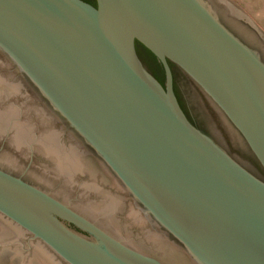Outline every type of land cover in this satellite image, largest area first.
Here are the masks:
<instances>
[{"label": "water", "instance_id": "water-1", "mask_svg": "<svg viewBox=\"0 0 264 264\" xmlns=\"http://www.w3.org/2000/svg\"><path fill=\"white\" fill-rule=\"evenodd\" d=\"M253 29L259 37L217 0H0V50L196 264H264V38ZM137 42L163 65L164 84ZM170 63L241 136L259 173L190 119ZM0 218L59 264H164L1 167Z\"/></svg>", "mask_w": 264, "mask_h": 264}, {"label": "rangeland", "instance_id": "rangeland-1", "mask_svg": "<svg viewBox=\"0 0 264 264\" xmlns=\"http://www.w3.org/2000/svg\"><path fill=\"white\" fill-rule=\"evenodd\" d=\"M217 1L257 37L259 36L253 27L264 38L262 6H248L249 0ZM178 91L182 95L180 86H178ZM197 99L207 116V121L201 123L209 131L218 132L229 152L259 173L258 166L250 156L235 146L229 132L214 119L199 94ZM184 106L193 118L197 119V115L186 103ZM40 125L41 128L35 134L33 130L35 124L32 121L21 120L15 123V128L10 134V141L23 145L20 149L22 157H27L31 152L34 154V168L31 171L35 178L34 182L55 193L61 199L77 204L79 209L85 211L119 239L140 251L157 257L164 264H196L180 246L149 226L129 196L102 163L82 155L71 140L59 137L57 127L48 120L41 121ZM18 126L25 127V133L19 132ZM26 132L29 133V137ZM34 136V144L29 148L27 143H31ZM49 147L54 148V152ZM5 153L11 158H17L8 150ZM62 154L65 158L70 156L76 160V166L69 173L61 172L58 168L57 161ZM0 264L59 263L40 244L29 240L25 233L0 218Z\"/></svg>", "mask_w": 264, "mask_h": 264}, {"label": "flooded vegetation", "instance_id": "flooded-vegetation-1", "mask_svg": "<svg viewBox=\"0 0 264 264\" xmlns=\"http://www.w3.org/2000/svg\"><path fill=\"white\" fill-rule=\"evenodd\" d=\"M92 3L94 4L95 0H92ZM136 50L145 66L162 84H164L165 71L161 62L139 42L136 43ZM170 68L176 96L190 119L196 125L209 132L201 123L206 120L207 116L202 111V107L198 102L197 97L199 94L209 108V111L213 114L214 119L229 132L235 146L250 156L253 162L259 166L244 140L227 123L199 86L175 64L170 63ZM178 86H180L182 95L179 94ZM185 103L192 112L197 115V119H194L191 113L186 110L184 106ZM21 120H26V122L32 121L35 124V126H33L35 134H37V130L41 128V121L48 120L52 125L57 127L59 137L71 140L76 145L78 152L101 163L75 132L64 125L61 117L50 108L46 100L31 82L15 66L9 57L0 50V167L26 181L34 182L35 178L31 172L34 168V154L31 152L27 157H22L20 155V149H22L23 145L19 142L10 141V134L15 128V123ZM17 129H20L19 132L21 131V133H25L26 131L25 127L21 128L18 126ZM26 135L29 137L28 132H26ZM35 136L33 140H31V143H27L29 148L34 144L33 141ZM7 150L12 152L17 158L9 157L5 153ZM227 151L229 152L228 149ZM231 155L235 157L233 154Z\"/></svg>", "mask_w": 264, "mask_h": 264}, {"label": "bare ground", "instance_id": "bare-ground-1", "mask_svg": "<svg viewBox=\"0 0 264 264\" xmlns=\"http://www.w3.org/2000/svg\"><path fill=\"white\" fill-rule=\"evenodd\" d=\"M45 142H47V141H45ZM52 145H55V144H52ZM52 150L54 152V148H52ZM57 164H58V168L61 172L63 171V172L69 173V172H71V169H73L76 166V160H74L70 156L65 158V156H63V154H62L61 157L59 156V160L57 161Z\"/></svg>", "mask_w": 264, "mask_h": 264}, {"label": "crops", "instance_id": "crops-1", "mask_svg": "<svg viewBox=\"0 0 264 264\" xmlns=\"http://www.w3.org/2000/svg\"><path fill=\"white\" fill-rule=\"evenodd\" d=\"M247 5L248 6H250V5L262 6L263 7L262 11L264 10V0H249ZM263 15H264V12H263ZM262 21H264V20L262 19Z\"/></svg>", "mask_w": 264, "mask_h": 264}, {"label": "trees", "instance_id": "trees-1", "mask_svg": "<svg viewBox=\"0 0 264 264\" xmlns=\"http://www.w3.org/2000/svg\"><path fill=\"white\" fill-rule=\"evenodd\" d=\"M88 1L92 2V0H88Z\"/></svg>", "mask_w": 264, "mask_h": 264}]
</instances>
